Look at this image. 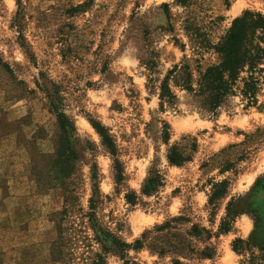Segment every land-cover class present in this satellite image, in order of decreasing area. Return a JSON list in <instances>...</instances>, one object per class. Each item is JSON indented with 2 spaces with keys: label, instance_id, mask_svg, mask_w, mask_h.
Here are the masks:
<instances>
[{
  "label": "rangeland",
  "instance_id": "374dc122",
  "mask_svg": "<svg viewBox=\"0 0 264 264\" xmlns=\"http://www.w3.org/2000/svg\"><path fill=\"white\" fill-rule=\"evenodd\" d=\"M244 9L264 14V0H0V200L11 183H25L29 211L46 215L45 233L32 241L38 264H239L234 238L264 240V63L253 105L236 90L209 111L197 94L200 72L218 60L211 44ZM163 79L168 101L159 96ZM55 109L71 123L76 152L63 177L53 163ZM93 121L109 134L112 155ZM174 143L189 155L180 165L166 159ZM223 160L230 169L220 171ZM156 175L159 184L142 193ZM221 179L224 194L208 204ZM227 212L232 225L219 232ZM172 216L185 218L182 234L192 224L209 231V239L186 238L194 249L210 245V258L119 244Z\"/></svg>",
  "mask_w": 264,
  "mask_h": 264
},
{
  "label": "trees",
  "instance_id": "16d2710c",
  "mask_svg": "<svg viewBox=\"0 0 264 264\" xmlns=\"http://www.w3.org/2000/svg\"><path fill=\"white\" fill-rule=\"evenodd\" d=\"M17 1V0H16ZM187 0H176L183 4ZM211 48L218 55L217 62L207 65L199 74L197 79V94L201 96V105L209 111L215 110L217 106L227 97L233 95L236 90L245 100V105H253L256 102V93L262 79L264 63V14L257 10L244 9L239 15L231 19L225 33L219 37L218 41L211 44ZM187 69V66H183ZM175 68V65L173 66ZM190 73H186L185 88L191 90ZM160 99L165 98L168 101L172 97L165 79L160 85ZM55 118L59 130L57 144L55 148V157L53 160L55 172L59 176H66L71 170V162L76 158V152L70 145L67 130L71 127L68 117L62 110H54ZM93 129L99 135L101 143L108 152L113 154V142L106 132L105 128L98 122H90ZM163 138L167 140V133L164 130ZM180 140H191V149H194L195 142L188 136H181ZM174 143L169 146L166 153L167 162L171 165H180L189 159L185 153V148L181 143ZM229 162L223 160L220 162V171L230 169ZM114 180L120 182L122 179L121 170L118 163L114 160ZM159 184L158 176L150 177L143 185L141 192L148 193ZM227 180L221 179L218 182H212L210 193L207 199L208 204L224 194ZM125 201L128 204H134L137 196L129 191L124 194ZM230 201L227 206H230ZM229 208V207H228ZM234 214L227 212L221 219L218 231L227 232L232 225ZM183 216H172L160 224H155L153 228L143 232L139 238L133 240L132 244L121 243L122 247L132 246L140 248L147 243L150 252L162 256L164 253H188L195 254L199 258H210L213 254V248L206 244L200 249L190 247L186 236L199 239H209L210 233L203 227H197L192 224L183 234L177 230V224L183 221ZM253 225L257 226L256 218H253ZM97 231V230H96ZM115 243L118 245L116 240ZM232 250L242 256L239 264H264V240L261 242L256 238V232L245 239L236 237L231 242ZM123 264H136L134 261L123 260ZM171 264H185L177 257H172Z\"/></svg>",
  "mask_w": 264,
  "mask_h": 264
},
{
  "label": "crops",
  "instance_id": "0c3cea01",
  "mask_svg": "<svg viewBox=\"0 0 264 264\" xmlns=\"http://www.w3.org/2000/svg\"><path fill=\"white\" fill-rule=\"evenodd\" d=\"M25 183H11L8 195L0 200V263L1 264H38L39 257L33 240L45 233L46 215L33 213L29 206L32 196L28 197ZM29 207L32 209L29 211ZM29 213V214H28ZM10 233V236H8Z\"/></svg>",
  "mask_w": 264,
  "mask_h": 264
}]
</instances>
